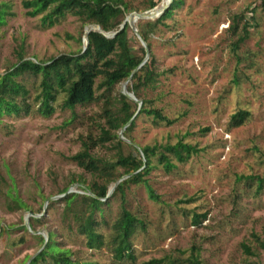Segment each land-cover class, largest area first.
Wrapping results in <instances>:
<instances>
[{
	"label": "rangeland",
	"instance_id": "rangeland-1",
	"mask_svg": "<svg viewBox=\"0 0 264 264\" xmlns=\"http://www.w3.org/2000/svg\"><path fill=\"white\" fill-rule=\"evenodd\" d=\"M121 1L128 13L147 10L149 1L162 5V0ZM261 1L181 0L173 17L157 24L149 36L158 75L154 87L139 95L147 105L175 121L153 125L140 114L127 133L130 139L124 141L139 147L172 144L183 138V142L195 143L203 150L185 164H175L169 172L157 166L145 177L158 201L148 199L143 185L127 188L126 208L146 226V230L137 231L133 241L135 263H115L105 248L87 250L83 238L65 226L63 203L47 206L58 199L49 200L61 195L59 190L64 186L84 194L83 188L93 178L68 156L78 150L80 136L88 131L97 133L101 119L95 114L101 102L61 109L59 94L48 117L37 113L0 117V264H26L41 247L36 236L44 240L48 233L60 247L70 250L72 258L98 264H136L165 254L185 257L192 248L204 264H264V249L260 246L264 243V185L257 194L255 181L247 178H264ZM0 3L6 4L8 12L0 25V74L16 62L17 53L44 62L82 48V36L80 42L77 39L90 24L82 25L66 14L43 28L41 15H26L21 0ZM239 15L248 22L247 36L234 51L232 43L245 21L237 20ZM154 20L140 19L135 26ZM127 36L132 50L142 46L130 27ZM25 82L32 97L38 79L28 78ZM127 84L129 80L116 85L111 97L121 94ZM238 109L249 112L248 120L230 126L229 115ZM203 127L207 130L201 133ZM122 132H117L119 138H123ZM122 149L129 150L127 146ZM92 152L110 159L114 154L107 144ZM12 198L20 199L28 208L15 209L10 203ZM187 199L192 200L180 203ZM193 211L207 212L198 226H192L183 214ZM117 212L118 200L109 201L107 218L113 220ZM29 217L39 219V223H33L34 229L28 226ZM241 244L249 247L251 256L243 252Z\"/></svg>",
	"mask_w": 264,
	"mask_h": 264
},
{
	"label": "trees",
	"instance_id": "trees-1",
	"mask_svg": "<svg viewBox=\"0 0 264 264\" xmlns=\"http://www.w3.org/2000/svg\"><path fill=\"white\" fill-rule=\"evenodd\" d=\"M155 2L149 1L146 9L153 8ZM181 3V0H171L154 22L144 23L143 26L136 28L145 42L148 51L146 58L143 46L139 45L136 50H132L127 36L129 26L126 23L118 31L125 13H128L121 0H21L26 15L31 17L41 15L40 23L43 28H49L61 17L69 14L77 18L82 25L97 24L103 32H117L110 38L97 30H89L86 35L87 45L83 51L80 48L76 53H62L44 62L23 58L22 54L17 53L19 56L16 62L0 74V117L5 115L17 118L32 113L48 117L54 111L59 94H62L59 104L61 109L71 110L74 107L101 102L100 110L95 114L101 119V122H97V133L88 131L86 135L80 136L78 150L68 156L70 162L93 178L83 188L84 194L74 191L66 193L67 186H64L59 190V194L65 195L48 203L47 206L50 208L58 201L63 203L61 215L65 226L83 238L87 250L105 248L115 263L124 260L136 262L132 249L133 241L137 231L146 230L142 219L126 208L127 188L130 185H143L148 191V199L158 201V196L149 188L145 177L157 166L164 172H169L175 168V164H185L192 156L203 150L195 143L183 142V138L172 144L139 147L124 141L130 139L127 133L135 126L134 120L140 114L148 118L153 125H171L175 121L162 114L160 109L147 105L149 103L140 98L139 94L144 89L153 88L158 75L154 66L155 57L150 51L149 36L157 24H164L163 22L173 17L174 11ZM260 8L264 11V0L261 1ZM7 15L6 4L0 3V25L6 21ZM244 18L243 15L236 16L237 20H245ZM247 25L248 22L245 20L241 33L232 43L234 51L246 38ZM231 28L234 30L236 26L233 25ZM81 36L83 33L78 37V42ZM67 37L70 38V35ZM130 74V78L127 79ZM28 78L38 79V89L32 97L31 89L25 82ZM127 80H129L127 90L141 101L139 108L136 101L122 93H118L116 98L111 97L115 86ZM113 102L116 104L114 110ZM248 117L249 112L246 109H238L229 115V124L234 127L240 126ZM121 129L123 138L117 136ZM206 130L207 127L199 129L201 133ZM105 144L114 151L111 159L92 152L95 147ZM124 146L129 148L127 152H123ZM247 178L255 181L256 193L259 194L264 185V178L257 176ZM114 184L111 196L105 197L109 185ZM114 199L118 200V212L110 221L106 213L109 201ZM191 200L179 201L189 203ZM10 203L18 210L28 208L17 198H12ZM190 213L183 214L189 218L192 226H198L206 219V211ZM33 223H39V219L29 217V228L34 229ZM22 228L27 230L25 226ZM36 237L40 240L41 247L26 264H98L92 260L72 258L70 250L60 247L53 240L51 233H48L45 243L39 234ZM260 246L264 249V243H260ZM241 248L245 254L252 255L245 244H241ZM136 264H204V262L192 248L185 257L165 254L159 258L141 260Z\"/></svg>",
	"mask_w": 264,
	"mask_h": 264
},
{
	"label": "water",
	"instance_id": "water-1",
	"mask_svg": "<svg viewBox=\"0 0 264 264\" xmlns=\"http://www.w3.org/2000/svg\"><path fill=\"white\" fill-rule=\"evenodd\" d=\"M171 2V0H164V3L161 5V6H153V8L151 9H148V10H143V11H140V12H129L128 14L125 15V18L124 20L119 24V27H118V31L119 29H121L123 27V25L126 23L131 31L137 36V38L139 39V41L141 42L142 46L144 47V50L146 51V58H148V51H147V48L145 46V42L142 40V38L139 36L138 32H137V29H136V26H135V22H137L138 20L140 19H145L146 20H154V18H158L160 17L161 13L165 10V8L169 5V3ZM89 30H97L98 32L102 33L105 37H113L117 31L115 32H103L100 27L97 25V24H90L88 26V28H84V31H83V36H82V39H81V42H82V51L85 49L86 45H87V32ZM144 57V59H146ZM135 71V69L131 72V74ZM131 74L128 76L127 79L130 78ZM122 94H124L126 97L134 100L137 102V108H139L140 106V103L141 101L136 99L133 94L131 92H129L127 90L126 87H124V91L122 92ZM115 184L110 188L108 189V193L105 197H108V196H111V194L113 193V188H114ZM68 192H72L70 190H67L66 193ZM65 194H61V195H58V196H53V198H50L49 200H53L54 198H59L61 196H64ZM46 242V239H44V243ZM28 262V261H27Z\"/></svg>",
	"mask_w": 264,
	"mask_h": 264
},
{
	"label": "bare ground",
	"instance_id": "bare-ground-1",
	"mask_svg": "<svg viewBox=\"0 0 264 264\" xmlns=\"http://www.w3.org/2000/svg\"><path fill=\"white\" fill-rule=\"evenodd\" d=\"M164 3V0H162V4Z\"/></svg>",
	"mask_w": 264,
	"mask_h": 264
}]
</instances>
